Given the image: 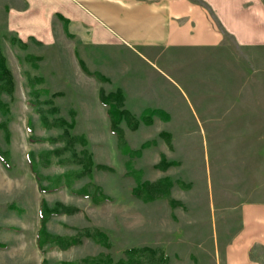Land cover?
I'll list each match as a JSON object with an SVG mask.
<instances>
[{
    "label": "rangeland",
    "instance_id": "rangeland-1",
    "mask_svg": "<svg viewBox=\"0 0 264 264\" xmlns=\"http://www.w3.org/2000/svg\"><path fill=\"white\" fill-rule=\"evenodd\" d=\"M42 6L0 0L13 84L0 96V264H119L130 250L140 264H225L239 205L264 203V49L242 52L227 33L203 50L94 45L86 24ZM100 92H120L138 126L113 134ZM41 200L73 210L44 227L77 244L37 245ZM251 255L264 264L261 246Z\"/></svg>",
    "mask_w": 264,
    "mask_h": 264
},
{
    "label": "crops",
    "instance_id": "crops-1",
    "mask_svg": "<svg viewBox=\"0 0 264 264\" xmlns=\"http://www.w3.org/2000/svg\"><path fill=\"white\" fill-rule=\"evenodd\" d=\"M31 1L43 2L37 15L56 12L86 24L94 45L203 50L219 46L227 33L242 52L264 49V0ZM238 214V231L225 246V264H263L251 252L255 246L264 250V203L243 202Z\"/></svg>",
    "mask_w": 264,
    "mask_h": 264
},
{
    "label": "trees",
    "instance_id": "trees-1",
    "mask_svg": "<svg viewBox=\"0 0 264 264\" xmlns=\"http://www.w3.org/2000/svg\"><path fill=\"white\" fill-rule=\"evenodd\" d=\"M81 66L83 68V65L81 63ZM95 76V75H93ZM97 79H101L100 76L96 75ZM13 89V84H12V79L11 76L5 66L4 63V58L0 55V96L2 94V92L5 93H11ZM99 101L102 105L106 106V114L109 118L110 121V130L113 134H115L116 136H121L122 135V131L120 128V124L124 121L125 123L128 124V126L130 128H136L138 126V122L137 121H131L130 119V113L127 112L124 108H123V96L120 92H110L108 94H104L103 92H100L99 94ZM6 108L5 105L3 103V101L0 99V111L5 112ZM157 111L153 110V111H147V113L142 114L141 115V120L143 122H150L151 121V117L154 113H156ZM128 150L127 147H124V151L126 152ZM57 152V151H56ZM48 152H45L44 158H42V163L43 165H47L49 163V159H48ZM51 154V153H50ZM28 162L30 164V168L31 171L33 170L34 173L36 174V170H35V164L33 161V157L32 154H30L28 157ZM0 159L2 162H5V160L3 159V157L0 154ZM161 164L162 167H167L168 164H164V158L161 159ZM164 167V168H165ZM165 186V187H169L172 185L171 182L168 181V179L163 178L162 180L159 181V183L156 185V187L153 189V187L151 186L150 188H152L153 193L154 190L155 191H160L161 189V185ZM150 186L148 183L146 182H141L139 183L136 187L132 188V194H134L135 196H138L139 192L138 190L142 189L145 190L146 187ZM41 191H48L49 189H43L41 187H39ZM57 188V187H56ZM53 188V189H56ZM52 190V189H51ZM149 194V193H148ZM86 195V194H84ZM98 198H101L100 196H94V201H97ZM105 199V197H102ZM102 199V200H104ZM73 210L63 207V206H59V204L52 206V207H48L46 202L44 200H41L39 203V217H40V227L37 230L36 233V242L37 245L39 247L45 245V244H50V243H54L55 245H57L58 248L60 249H64L67 248L71 245L77 244L78 240L75 238H59V237H52L50 236L44 227V223L47 220L48 217L52 216V215H56L59 213H70ZM90 238L93 239L92 235ZM105 240V237L103 235L99 236V240L101 243H103ZM129 260L125 261V262H121L119 264H140L141 260L138 257H135L134 255L137 253V251L135 250H130L129 252ZM133 256L135 258H133ZM93 263H89V261H84V263H73V264H100L102 263V261L100 260H96V261H91ZM41 264H46L45 261H42Z\"/></svg>",
    "mask_w": 264,
    "mask_h": 264
}]
</instances>
